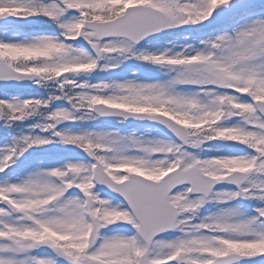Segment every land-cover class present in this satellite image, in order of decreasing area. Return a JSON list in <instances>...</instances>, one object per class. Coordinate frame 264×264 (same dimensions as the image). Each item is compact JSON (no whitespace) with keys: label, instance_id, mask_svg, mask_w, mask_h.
Wrapping results in <instances>:
<instances>
[{"label":"snow or ice","instance_id":"6c2138e0","mask_svg":"<svg viewBox=\"0 0 264 264\" xmlns=\"http://www.w3.org/2000/svg\"><path fill=\"white\" fill-rule=\"evenodd\" d=\"M0 264H264V0H0Z\"/></svg>","mask_w":264,"mask_h":264}]
</instances>
